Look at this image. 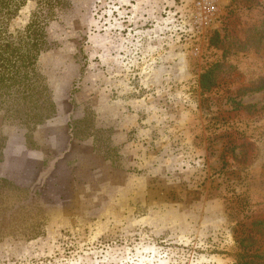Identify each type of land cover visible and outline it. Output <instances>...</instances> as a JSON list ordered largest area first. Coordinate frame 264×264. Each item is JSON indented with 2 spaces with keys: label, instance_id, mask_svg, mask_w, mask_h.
<instances>
[{
  "label": "rangeland",
  "instance_id": "1",
  "mask_svg": "<svg viewBox=\"0 0 264 264\" xmlns=\"http://www.w3.org/2000/svg\"><path fill=\"white\" fill-rule=\"evenodd\" d=\"M263 19L264 0H70L47 21L38 69L54 116L27 127L0 110V264L250 261Z\"/></svg>",
  "mask_w": 264,
  "mask_h": 264
},
{
  "label": "trees",
  "instance_id": "2",
  "mask_svg": "<svg viewBox=\"0 0 264 264\" xmlns=\"http://www.w3.org/2000/svg\"><path fill=\"white\" fill-rule=\"evenodd\" d=\"M30 1L37 3L31 21L22 29H13V21L20 10ZM70 0H0V110L8 119H18L27 127L45 123L55 114L50 89L38 69L41 54L49 48L47 21L54 19L60 9L66 8ZM264 21V19H263ZM211 71L201 76V86L210 90L215 85ZM254 223L243 232L239 240L242 257L246 264L255 258H264V243L260 245L264 232ZM255 232V233H254ZM259 236V237H258ZM260 245L254 249L255 245ZM261 250V253L257 252ZM264 264V263H263Z\"/></svg>",
  "mask_w": 264,
  "mask_h": 264
}]
</instances>
